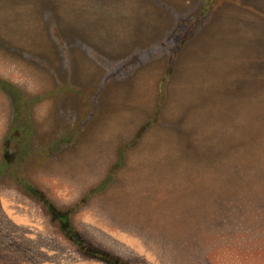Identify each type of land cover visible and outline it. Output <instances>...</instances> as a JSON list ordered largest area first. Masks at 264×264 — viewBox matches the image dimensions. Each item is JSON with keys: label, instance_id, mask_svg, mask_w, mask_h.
<instances>
[{"label": "rangeland", "instance_id": "rangeland-1", "mask_svg": "<svg viewBox=\"0 0 264 264\" xmlns=\"http://www.w3.org/2000/svg\"><path fill=\"white\" fill-rule=\"evenodd\" d=\"M0 264H264V0H0Z\"/></svg>", "mask_w": 264, "mask_h": 264}]
</instances>
